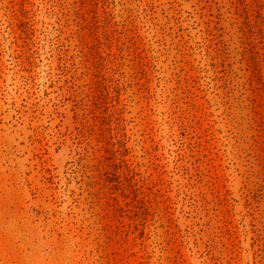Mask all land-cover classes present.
Instances as JSON below:
<instances>
[{"label": "rangeland", "instance_id": "374dc122", "mask_svg": "<svg viewBox=\"0 0 264 264\" xmlns=\"http://www.w3.org/2000/svg\"><path fill=\"white\" fill-rule=\"evenodd\" d=\"M0 264H264V0H0Z\"/></svg>", "mask_w": 264, "mask_h": 264}]
</instances>
